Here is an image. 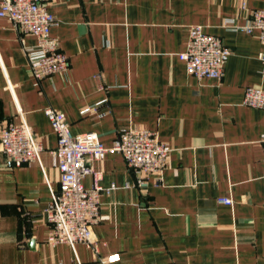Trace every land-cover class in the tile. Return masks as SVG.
<instances>
[{
    "label": "crops",
    "instance_id": "obj_1",
    "mask_svg": "<svg viewBox=\"0 0 264 264\" xmlns=\"http://www.w3.org/2000/svg\"><path fill=\"white\" fill-rule=\"evenodd\" d=\"M256 9L264 0H49L69 67L39 80L0 18V136L24 117L44 148L23 165L0 150V264H102L84 243L48 242L60 187L48 107L108 146L121 129H148L172 149L146 189L117 151L92 163L102 186H117L102 193L94 227L99 254H120L108 264H264V109L244 103L248 86L264 87V45L259 30L236 28ZM192 25L231 49L222 79L188 73L180 54Z\"/></svg>",
    "mask_w": 264,
    "mask_h": 264
},
{
    "label": "built area",
    "instance_id": "obj_2",
    "mask_svg": "<svg viewBox=\"0 0 264 264\" xmlns=\"http://www.w3.org/2000/svg\"><path fill=\"white\" fill-rule=\"evenodd\" d=\"M0 18L7 19L20 32L29 67L36 79L68 69L69 57L61 49L59 39L51 34L57 18L49 10V0H0ZM236 28L248 33L259 30L264 45V9L252 11L249 23ZM26 34L36 39L34 45H27L23 38ZM231 53L219 36L207 33L202 25H192L187 49L180 54V58L186 62L188 73L196 78L222 79ZM260 59L264 74V49ZM244 103L264 109V87L248 86ZM45 113L58 137L52 154L59 170L60 184L58 191L51 189L52 200L47 208L50 224L48 242L72 246L84 243L102 264L116 262L120 259L119 253L99 254L94 227L101 219L102 193L110 194L117 186L114 183L110 187L102 186L99 183L102 174L94 170L92 163L104 160L109 152L117 151L134 172L135 185L146 189L152 177L167 164L172 149L148 129H121L113 144L108 146L94 131L74 134L62 111L48 107ZM43 149L40 137L24 117L19 123L10 122L1 129L0 150L14 165L40 162ZM88 175L94 177L90 188L83 184ZM219 202L230 205L232 199L221 197Z\"/></svg>",
    "mask_w": 264,
    "mask_h": 264
}]
</instances>
